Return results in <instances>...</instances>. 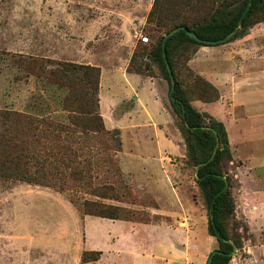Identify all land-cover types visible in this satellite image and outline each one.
<instances>
[{"label":"rangeland","instance_id":"rangeland-1","mask_svg":"<svg viewBox=\"0 0 264 264\" xmlns=\"http://www.w3.org/2000/svg\"><path fill=\"white\" fill-rule=\"evenodd\" d=\"M153 1L0 0V113L63 122V91L48 85L45 77L56 63L66 62L100 70L102 115L108 122L106 125L98 109L108 134H89L82 140L75 136L69 141L80 161L91 166L87 186L78 187L67 181L63 189L45 190L0 177V264H55L49 254L52 228L66 221L68 248L63 255L67 264H80L84 202L118 208L121 221L148 224L149 210L160 208L156 199L164 208L171 199V186L181 190L185 203L188 201L200 210L205 250L202 264L217 249L216 239L208 233L211 215L196 183L201 167L188 161L186 152L180 157L179 151L180 158L164 160L166 166L157 156L156 162L143 165L128 158L126 148L121 149L119 132L106 128L120 122L119 111L107 109L105 96L113 91L111 77L114 74L118 78L126 72L135 51L143 53L137 60L138 66L148 68L141 76L157 80L167 93V84L149 53L150 47L163 36L155 24H146ZM199 1L200 10L191 16L197 21L207 19L215 10L229 11L244 2ZM180 55L175 61L179 81L191 86L193 77L198 75L219 95L213 103L191 104L199 113L221 122L228 136L229 157L218 152V146L212 156L214 159L217 155V168L227 195L224 226L227 244L232 249L227 264H264V23L247 28L241 39L214 47H191ZM236 65L243 66L237 68L239 73L234 71ZM221 70L229 75H225L224 82L219 79ZM237 73L247 77L237 82ZM120 108L128 105L121 104ZM173 117L175 130L183 140L186 133ZM7 128L0 118V137ZM155 184L159 194L154 196V189L150 192L149 187ZM64 201L68 210L59 205ZM51 209L56 211L52 219L55 212L51 213ZM178 227L191 230L193 225ZM94 233L89 230V243L94 240ZM140 237L145 238L146 234ZM25 239L31 240L29 249Z\"/></svg>","mask_w":264,"mask_h":264},{"label":"trees","instance_id":"trees-1","mask_svg":"<svg viewBox=\"0 0 264 264\" xmlns=\"http://www.w3.org/2000/svg\"><path fill=\"white\" fill-rule=\"evenodd\" d=\"M248 2L244 0L240 7L229 11L215 10L207 19L197 21L191 16L200 10L202 2L199 0H154L146 17V24H155L163 32V36L150 47V59L167 84L169 105L179 120L181 131L186 133L183 142L187 160L195 167H201L196 174V183L208 214L211 213L209 236L215 238L218 245L213 251L211 264H227L232 253L224 226L227 208L225 182L217 168V155L212 158L216 146L218 152L229 157L228 136L221 122L199 113L191 104L192 101L216 102L219 98L217 90L198 75L193 77L191 86L181 83L175 72V61L182 51L191 47H214L220 41L241 39L247 28L264 23V0H251L240 22ZM179 28L194 33L196 39H190ZM169 33L172 34L164 46L165 63L161 47L164 36ZM141 50L146 51V48ZM140 57L143 53L135 51L128 62L127 73L141 76L144 70H148L145 66H138ZM99 80L100 70L96 67L58 62L46 74L45 81L63 91L60 106V111L65 114L63 122L21 113H0L2 123L8 125L0 137V177L59 190L67 181L78 187L79 184L87 186L91 179V166L80 161L76 148L71 147L69 141L75 136L82 140L89 134H108L98 113ZM81 207L83 216L121 221L116 207L93 202H84ZM237 248H240L239 243ZM100 257L101 252H83L80 264L97 262Z\"/></svg>","mask_w":264,"mask_h":264},{"label":"crops","instance_id":"crops-1","mask_svg":"<svg viewBox=\"0 0 264 264\" xmlns=\"http://www.w3.org/2000/svg\"><path fill=\"white\" fill-rule=\"evenodd\" d=\"M239 67L243 66L236 65L234 71L239 73L237 69ZM225 75L229 76L221 70L219 74L221 82H224ZM245 77L247 76L242 78L238 74L236 80L240 82ZM101 79L102 73L99 80V109L104 118ZM111 79L113 91L107 95L108 97L105 96L108 98L107 109L110 108V112L115 109L119 111L120 122L106 128L119 132L121 149L126 148V152L129 153L128 158L148 165L156 162L157 156L158 161L166 166L165 159L182 157L185 152L183 140L175 130L174 114L164 87L157 80L127 72L120 74L118 78L113 74ZM221 86L224 87L223 83ZM220 92L222 95L221 90ZM121 104L128 105V108L121 110ZM104 121L107 125L105 118ZM178 151L181 153L180 157L177 156ZM169 188L171 199L165 208L156 199L160 208L149 210L151 221L148 224L82 216L80 255L83 252H101L99 261L89 264H202L205 250L202 237L204 232L200 227L202 220L200 210L181 199V190L178 187ZM43 189L50 190L45 187ZM153 189L154 196L159 194L156 184L149 187L150 192ZM55 200L53 201L56 202ZM59 205L68 210L67 201ZM52 211L55 213L52 214L51 219L56 214L55 209H51V213ZM75 216L78 218L77 221L80 220V216ZM127 223L130 225H126ZM190 224L193 225L191 230L188 227L185 230L178 227ZM52 229H54V237L50 238L49 243L51 260L55 264H67V257L63 255L68 248L67 221L54 224ZM89 230L95 231L94 240L90 243ZM141 234H146V237H140ZM130 242L132 244L128 246ZM24 244L27 246L26 249L32 245L30 239H25Z\"/></svg>","mask_w":264,"mask_h":264},{"label":"water","instance_id":"water-1","mask_svg":"<svg viewBox=\"0 0 264 264\" xmlns=\"http://www.w3.org/2000/svg\"><path fill=\"white\" fill-rule=\"evenodd\" d=\"M250 2H251V0H249L248 5H247L246 9L244 10V12H243V14H242V16H241L240 22H241V20L245 17V15H246V13H247V11H248V8H249V5H250ZM240 22H239V24H240ZM238 28H239V27H238ZM178 30H184V29H183V28H179ZM184 31H185V30H184ZM185 33H186V35H187L190 39H196L194 33H192V32H188V31H185ZM171 34H172V33H169L166 37H164V39H163V41H162V47H161V50H162V57H163L165 63H166L165 47H164V46H165V41H166L167 37H169ZM223 42H224V41H220V42H218V43L220 44V43H223ZM210 45H215V44H214V43H211ZM169 74H170V72H169ZM170 77H171V75H170ZM171 81H172V80H171ZM224 190H225V189H224ZM210 215H211V213H210ZM213 255H214V252L210 253V255H209L208 258H207L206 264H211ZM230 255H231V254H230ZM230 255H229V256H230Z\"/></svg>","mask_w":264,"mask_h":264}]
</instances>
